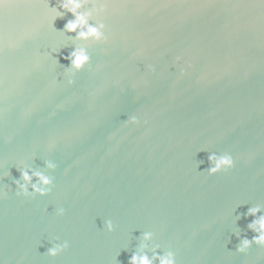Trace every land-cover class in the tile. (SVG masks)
Segmentation results:
<instances>
[{
  "label": "water",
  "instance_id": "water-1",
  "mask_svg": "<svg viewBox=\"0 0 264 264\" xmlns=\"http://www.w3.org/2000/svg\"><path fill=\"white\" fill-rule=\"evenodd\" d=\"M44 2L0 5V264H127L143 231L176 264H264V248L236 253L233 233L251 238L252 218L234 217L264 205V3L111 0L108 40L87 42L69 86L75 34L57 31L72 17L55 31ZM208 151L234 167L207 175ZM43 159L52 192L17 196L14 164ZM53 237L69 247L48 257Z\"/></svg>",
  "mask_w": 264,
  "mask_h": 264
},
{
  "label": "clouds",
  "instance_id": "clouds-1",
  "mask_svg": "<svg viewBox=\"0 0 264 264\" xmlns=\"http://www.w3.org/2000/svg\"><path fill=\"white\" fill-rule=\"evenodd\" d=\"M9 2L10 0H0V5L4 7ZM260 2L264 3V0H260ZM43 4L45 14L48 17L50 27L52 28L53 22L57 18H63L65 12L72 17L65 22L62 30L57 31L60 33L75 34L74 36H71V50L67 55L61 54V59L68 61V65L62 75L66 80V83L70 86L74 83L73 77L85 69L86 66L90 65V55L87 42H107L108 37L105 34L106 25L103 22V18L108 14L110 9L116 11V6L111 3V0H55V5L52 7H50L47 0H45ZM85 6H90L89 10L81 11ZM94 16L97 17V19L95 22H90ZM76 41H79L80 43H75ZM66 46L68 45L52 49L50 55L53 53L60 54L61 48ZM176 59L178 61L180 58L177 57ZM55 62L58 64L57 60H55ZM146 70L151 73L154 71V68L152 65H147ZM184 74V68L181 67L179 69V75L183 76ZM125 123L138 125L140 121L136 115H130L125 120ZM49 147H51V145ZM201 151L206 150L201 149ZM31 158L32 157L29 159ZM42 161V167H33L32 164L23 161L19 164H14L19 172V177L12 180V184L15 186V194L17 196L26 198L36 196L44 197L52 192L54 187V177L49 173L55 171L57 165L51 159H43ZM199 163H204V161H200ZM207 163L208 167L204 171L209 176L220 172H227L234 167V159L229 153L221 154L208 151ZM64 213L65 209L63 207H57L55 209V215L58 217L63 216ZM241 215L245 219L248 217L252 218L250 222L247 223L246 229L253 235L251 238L241 236L239 228L234 227L233 233L238 239L235 252L246 254L254 245L264 248V205L257 203L248 207L244 213L237 214L234 217V224L236 220L241 218ZM103 228L111 233L114 229L113 222L110 219L104 220ZM137 239L139 243L129 256L127 264H176L175 253L171 249H161V245L155 242L154 233L152 231L141 232ZM68 247V241H61L59 237H53L50 242V247L45 254L48 257H56ZM158 249L161 251L158 252Z\"/></svg>",
  "mask_w": 264,
  "mask_h": 264
}]
</instances>
